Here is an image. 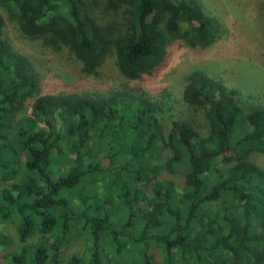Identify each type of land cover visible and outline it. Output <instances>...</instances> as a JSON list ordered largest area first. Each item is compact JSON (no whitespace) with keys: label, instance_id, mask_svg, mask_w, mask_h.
<instances>
[{"label":"trees","instance_id":"obj_1","mask_svg":"<svg viewBox=\"0 0 264 264\" xmlns=\"http://www.w3.org/2000/svg\"><path fill=\"white\" fill-rule=\"evenodd\" d=\"M93 3L0 0L25 36L68 50L87 74L114 56L129 80L156 73L176 41L206 47L220 31L203 0ZM4 23L0 13V220L21 243L10 264H160L158 251L162 264H264V170L249 157L264 155V105L245 112L237 89L195 70L183 98L206 111L202 135L187 119L166 132L142 93L40 94ZM80 238L83 253L66 260Z\"/></svg>","mask_w":264,"mask_h":264},{"label":"rangeland","instance_id":"obj_2","mask_svg":"<svg viewBox=\"0 0 264 264\" xmlns=\"http://www.w3.org/2000/svg\"><path fill=\"white\" fill-rule=\"evenodd\" d=\"M203 1L208 14L220 23L217 39L206 47H193L176 41L170 46V54L164 65L142 80L124 77L114 56L108 57L97 73L87 74L82 62L68 50L47 48L41 41L30 39L2 6L0 13L5 19V36L15 48L31 57L40 71L43 82L40 94L78 92L110 95L126 89L142 93L161 105L160 119L166 132L170 130L173 120L187 119L202 135H207L211 122L206 111L200 106L190 105L183 98L187 77L195 70H202L228 88L237 89L245 112L252 105H264V0ZM98 2L99 6L93 3L96 9L107 8L108 0ZM109 12L110 21L120 23L123 20L121 10L109 9ZM184 25L186 28L187 25ZM28 107L30 113L31 108ZM249 157L264 170L263 154L252 152ZM168 175L177 180L183 177L179 173ZM179 185H183L182 180ZM0 237L7 240V244H0V264H10L6 254L18 251L21 246L16 222L0 220ZM40 240L41 235L36 234L29 239V244L35 245ZM83 251L84 240L80 238L67 250L65 259ZM156 255L162 264V253L158 251Z\"/></svg>","mask_w":264,"mask_h":264}]
</instances>
